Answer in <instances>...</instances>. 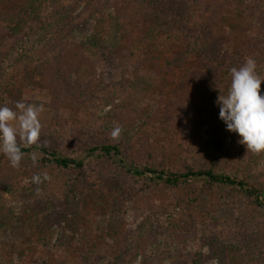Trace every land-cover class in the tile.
<instances>
[{"label": "trees", "instance_id": "obj_1", "mask_svg": "<svg viewBox=\"0 0 264 264\" xmlns=\"http://www.w3.org/2000/svg\"><path fill=\"white\" fill-rule=\"evenodd\" d=\"M250 9L243 0H0V73L44 42L49 52L44 51L38 65L46 75L43 88L57 104L77 111L85 108L84 93L98 89L99 64L113 63L121 71L119 88H102L110 110L98 122L76 119L75 150L57 143L22 146L21 165L32 161L30 153L35 151L42 154L38 165L75 172L76 182L65 183L75 210L52 227L54 243L84 241L86 194L80 185L88 183L83 162L90 155L101 168L122 171L126 182L117 183L110 193L119 215L116 236H104L100 251L85 247L83 264H134L138 258V264H161L164 259L172 264H203L207 257L216 258L217 264H246L240 243L212 223L221 221L228 200L249 213H264V184L254 174L263 153H247L246 146L238 143V133L222 136L213 128L217 121L225 123L216 103L217 85L227 93L230 68L239 67L249 56L257 61L259 73L264 66V16L252 26L246 21ZM176 16H182L190 30L201 29L205 46L195 42L166 54L140 46L142 41L158 39L155 32L160 25L170 26ZM31 22H37L36 30ZM91 22L92 32L87 29ZM98 26L104 28L102 34ZM9 42L13 44L7 51ZM55 51L56 61L48 56ZM57 81L67 95H58ZM10 95L0 84V106L8 104ZM116 125L123 129L119 139L111 137ZM154 125L165 131L153 132ZM198 153L204 155L203 162L194 161ZM106 178L101 174L102 181ZM114 184L109 181L105 186L111 189ZM97 204L102 208L105 201ZM180 208L201 227L185 238L187 242L179 241L190 232ZM20 224L19 217H0V225L14 231ZM10 229L3 239L0 236L2 264H13L15 259L8 254L15 238ZM38 241L45 243L42 238Z\"/></svg>", "mask_w": 264, "mask_h": 264}, {"label": "rangeland", "instance_id": "obj_2", "mask_svg": "<svg viewBox=\"0 0 264 264\" xmlns=\"http://www.w3.org/2000/svg\"><path fill=\"white\" fill-rule=\"evenodd\" d=\"M243 3H247L251 7L246 21L249 22L250 20L252 26L258 24L259 20L261 21L260 17L264 16V0H243ZM181 19L182 16H176L170 26L167 23L160 25L159 32L158 30L155 32L159 38L154 37L152 41H142L140 46L155 49L160 54L187 49L195 45V42L199 47L205 46L206 37L201 34V29L193 27L190 30L188 24L183 22L184 19L182 21ZM246 21L244 22L247 23ZM29 25L33 30L37 29V22H31ZM93 25L94 22L87 25V29L91 32ZM103 29L102 26H98V33L103 32ZM238 30H241V27ZM218 32H213L216 37H219ZM50 37L51 35L45 39ZM209 41L213 42L215 39ZM12 44L9 42L7 51ZM47 47L44 42L38 46L35 44L27 55L1 71L0 84L7 90L8 94H11L8 98L9 107H14L15 102L19 100H23L26 104L42 103L44 105L45 110L40 115L43 125L40 142L50 146L57 143L60 147L75 150L73 145L76 137L72 130L75 122H77L76 119H85L84 122H94L97 119L98 122V118L110 110L111 106L107 105L104 98L106 92L102 88L109 89L111 86L119 88L121 71L119 67L113 66V63L109 65L106 63L99 64L97 74L101 78L98 82V89H93L92 93L90 91L84 93L81 99H85V108L72 111L70 107L57 104L49 89L43 88V76L46 77V75L38 71V65L40 64L39 60H42L44 51H48ZM261 47H263V43ZM57 54V51L50 52L48 56H53L56 61ZM260 74L264 76V66ZM57 82L60 88L57 92L58 95H67L68 92L63 83ZM89 93L91 97H88ZM216 129L222 136L229 131L227 125L220 121L215 123L213 130ZM151 130L153 132L165 131L164 127L160 125L152 126ZM90 157L88 155L83 162L88 183H81L80 185V190L86 194V201L82 207V225L86 227V232L84 230L86 236L83 240L89 241V243L84 245V241L81 243L74 240L69 245H63L54 243L51 232L54 225H57L67 214L75 210L76 204L68 191L69 186L65 184L68 182L67 179L72 180L74 178L75 172L62 173L56 170L52 164L38 165L37 163L33 164L32 161H26L19 168H12L8 159L3 153H0V217L7 214L21 219V224L15 228V231L7 225H0L2 239L4 238V231L8 229L12 230L9 233L15 237L11 249L8 250L9 258L11 260L15 258L13 264H83L85 247L100 251V244L103 245L106 241L104 236L109 238L116 236L119 215L112 203L111 197L114 195L110 193L113 192L117 183L125 184L124 173L120 170L107 171V169L99 166L97 160H92ZM203 160L204 155L201 153H198L196 157L194 156V161L203 162ZM45 173L51 177L50 180H43ZM37 174L41 175L43 180L39 185L32 182L33 176ZM101 174L106 175L107 181H102ZM254 174L264 184V153L256 165ZM64 180L67 181L64 182ZM73 181L76 182L74 179ZM109 181L115 182L111 189L105 186V183ZM37 188L40 190L39 195H37ZM85 198L83 196L80 200L81 205ZM100 199L105 201L102 208L97 204V200ZM225 208H227L225 214L220 215L221 221L216 225L212 223V227L223 234H227L231 240L235 239L240 243L242 252L246 254V264H264V213L258 211L249 213L247 210L237 207L232 200L226 202ZM181 214L185 216L187 222L184 226H187L190 232H184L187 236H183L179 241L187 242L185 238L193 237L201 227L192 221L187 210H181ZM174 216L176 218L177 213H174ZM38 238L44 239L45 243L38 241ZM203 251L208 255L209 249L206 246ZM140 260L141 258L136 259L134 264H138ZM0 264H2L1 259ZM161 264L172 263L170 260L164 259ZM203 264H217V259L207 257Z\"/></svg>", "mask_w": 264, "mask_h": 264}, {"label": "clouds", "instance_id": "obj_3", "mask_svg": "<svg viewBox=\"0 0 264 264\" xmlns=\"http://www.w3.org/2000/svg\"><path fill=\"white\" fill-rule=\"evenodd\" d=\"M257 68V61L251 56L239 67H231L227 93L217 85L220 94L216 100L220 106V119L229 131L239 134L241 139L238 143L246 146L247 153L253 154L264 153V95H261L264 76ZM44 110L42 103L26 104L23 100L16 101L14 107H9L7 103L0 106V153L13 168H19L24 158L22 146H39L43 128L40 115ZM122 131V127L116 125L111 137L119 139ZM41 157V153H30L33 164ZM50 179L47 173L43 175V180ZM43 180L39 174L32 178L37 185Z\"/></svg>", "mask_w": 264, "mask_h": 264}]
</instances>
